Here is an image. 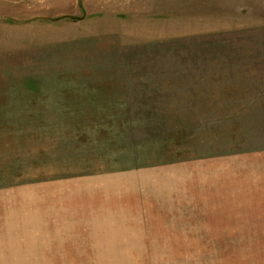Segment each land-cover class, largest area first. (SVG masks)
<instances>
[{"label":"rangeland","instance_id":"374dc122","mask_svg":"<svg viewBox=\"0 0 264 264\" xmlns=\"http://www.w3.org/2000/svg\"><path fill=\"white\" fill-rule=\"evenodd\" d=\"M82 5L81 20L48 21L32 19L83 12L0 0V191L73 194L78 179L117 178L124 223L105 226L107 204L29 200L0 215V264H264V193L254 201L242 171L225 193L214 171L196 172L264 153V7ZM87 212L100 223L73 224ZM108 228L131 248L88 241Z\"/></svg>","mask_w":264,"mask_h":264},{"label":"crops","instance_id":"0c3cea01","mask_svg":"<svg viewBox=\"0 0 264 264\" xmlns=\"http://www.w3.org/2000/svg\"><path fill=\"white\" fill-rule=\"evenodd\" d=\"M236 2H260L261 7H264V0H235ZM243 4V3H242ZM262 16V15H261ZM263 17V16H262ZM264 25V22L260 23ZM264 153L261 152H252L249 154L236 155L234 157H225L221 158L219 162L216 163H206L205 170H196L197 178H201V180L205 179L209 175V170L214 171L213 175L210 177L211 180H216L215 178H220L221 182L219 183V192L225 193L222 186L226 185L225 190L228 189L227 180H234V174L236 171H242L246 178V184L251 187V191L253 194V200L258 201L259 195L264 193ZM212 165L216 166V168H212ZM218 167V168H217ZM246 171V172H245ZM226 180V182H224ZM243 180V179H242ZM101 182L103 183L101 185ZM77 185V191L73 194H68L66 192H51L53 189L51 187H43L39 189H44V192L41 194L27 193L26 191H21V189H17L14 191H0V210L4 221H7L8 215L13 214V210H16L15 207L19 206L20 203H26L31 200L35 202L36 200L42 199L47 203L64 201L62 207L66 208V206L71 211L78 210L76 206H73L78 203V206L85 212L87 209H91L92 207L105 206L107 204L109 208L112 210L111 213L109 211L107 216V221L105 222V226H118V224L124 223V217L121 215V208H128V203L130 200H124V193L121 191L120 180L112 177H92L89 179H81L75 181ZM196 184V183H195ZM200 184V183H198ZM38 188V187H37ZM56 189V188H54ZM28 190V189H23ZM34 192V189H32ZM38 189H36L37 191ZM47 191V192H46ZM120 194V195H119ZM69 201V202H68ZM70 201L72 202L70 204ZM75 203V204H73ZM13 205V206H12ZM59 206V205H58ZM254 207V206H253ZM104 208V207H103ZM85 209V210H84ZM118 209V210H117ZM91 212L80 213L73 215L72 219L75 220L73 224L83 223L85 220H89L92 223H100L101 218H95ZM77 215V216H76ZM111 217V218H110ZM118 217V218H117ZM121 217V218H120ZM104 218V217H102ZM111 221L114 223L112 224ZM122 234H129L126 231H122L121 229H110L108 228L106 231H97L92 232L90 235V239L88 241H103V242H111L113 243V247L116 243L120 242L122 238L120 236ZM114 235V236H113ZM126 242V241H125ZM123 246L126 249L131 248L126 245H115ZM122 248V247H121Z\"/></svg>","mask_w":264,"mask_h":264},{"label":"water","instance_id":"95a60500","mask_svg":"<svg viewBox=\"0 0 264 264\" xmlns=\"http://www.w3.org/2000/svg\"><path fill=\"white\" fill-rule=\"evenodd\" d=\"M77 4H78L79 8L81 9V11L83 12V14L81 16H76V15H62V16L55 17V18H51V17H35L32 20L44 19V20H48V21H54V20H60V19H63V18H68V19H71L73 21H75V20H81L84 17V7L82 5V0H77Z\"/></svg>","mask_w":264,"mask_h":264}]
</instances>
